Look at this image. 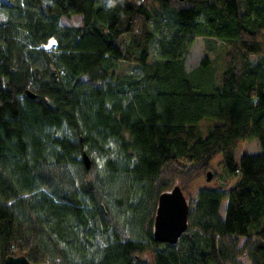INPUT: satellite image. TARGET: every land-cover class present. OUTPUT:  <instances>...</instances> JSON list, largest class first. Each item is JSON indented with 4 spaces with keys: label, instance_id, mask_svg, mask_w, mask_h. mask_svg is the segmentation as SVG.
Here are the masks:
<instances>
[{
    "label": "trees",
    "instance_id": "1",
    "mask_svg": "<svg viewBox=\"0 0 264 264\" xmlns=\"http://www.w3.org/2000/svg\"><path fill=\"white\" fill-rule=\"evenodd\" d=\"M0 11V264H243L246 251L264 264V0H0ZM74 16L79 26L61 24ZM197 38L224 46L217 74L209 54L187 71ZM249 140L262 152L238 165ZM112 142L104 172L87 169L84 153ZM218 156L236 185L199 191L179 242H157L159 196Z\"/></svg>",
    "mask_w": 264,
    "mask_h": 264
},
{
    "label": "rangeland",
    "instance_id": "2",
    "mask_svg": "<svg viewBox=\"0 0 264 264\" xmlns=\"http://www.w3.org/2000/svg\"><path fill=\"white\" fill-rule=\"evenodd\" d=\"M5 20H6L5 15H3L2 12L0 11V23H3ZM81 20L82 19L80 16H74L72 18L62 17L60 22L64 26H79L81 24ZM56 43L57 41L54 38H52L49 41V43L45 45V47L52 48L56 45ZM225 53L226 50L224 46H222L221 44L208 43L207 40L197 38L194 43V46L190 50V54L186 62L187 71L188 72L195 71L199 67L201 60L203 59V56L209 54L211 56L212 66L215 70V73L217 74L219 72V69L221 68V65H223ZM252 61L257 62L258 58L252 57ZM122 72L124 74L135 75L139 73V70L136 69L134 66L123 65ZM212 123L213 121L211 120H205L201 125L202 126L201 130L205 135H207L206 134L207 130ZM261 152L262 150L258 140H249L243 142L236 151V155H235L236 164L238 165L240 164L241 159L244 155H258L261 154ZM118 153L119 150L117 148V145H115V143L112 142L107 146L105 152H99V151L92 152L91 164H92V160L95 161L97 165V169L103 173L106 160L108 158L116 157ZM209 172H211L213 176L211 182L207 181ZM208 173L199 180H197L195 183H193L184 191L185 192L184 194L189 203L194 205L196 203V198L199 191L203 189L222 188L224 191H228L231 187H234L238 181V178H230L229 180L226 179V172L222 163V156H218L215 158V160L211 164V168L208 171ZM122 183L126 184V181L123 180ZM126 185H128V183ZM116 197H118V195L113 196V198H115L114 199L115 202H116ZM132 199L133 201H136V198H132ZM112 200L113 199L110 198V202H109L110 205L109 204L107 205L113 215L116 213V218H117L118 217L117 212L119 211V209L113 208ZM227 204H228L227 201H224L220 208V216L223 219L225 218L226 215ZM119 216H120L119 220L120 221L123 220L122 217L123 215H119ZM123 226L121 227L122 228L121 231H123V233L130 234L129 226L128 225H125L124 227ZM101 241H102L101 239L100 240L98 239L96 242L98 243L97 245H102ZM238 242H239V247H243L246 245L247 240L245 238H240ZM240 260L243 264H251L247 256V251L240 258Z\"/></svg>",
    "mask_w": 264,
    "mask_h": 264
},
{
    "label": "water",
    "instance_id": "3",
    "mask_svg": "<svg viewBox=\"0 0 264 264\" xmlns=\"http://www.w3.org/2000/svg\"><path fill=\"white\" fill-rule=\"evenodd\" d=\"M184 1V0H180ZM27 95L35 99L31 91ZM87 169L91 167V158L87 153L83 156ZM208 173V181L212 180ZM190 204L182 190L177 185L171 191L159 196L156 217L154 221V238L159 243L176 245L189 228ZM6 264H33L25 256H9ZM49 264V263H42Z\"/></svg>",
    "mask_w": 264,
    "mask_h": 264
}]
</instances>
